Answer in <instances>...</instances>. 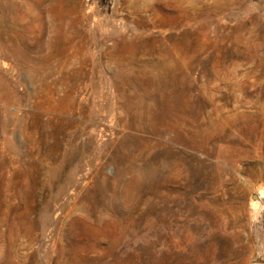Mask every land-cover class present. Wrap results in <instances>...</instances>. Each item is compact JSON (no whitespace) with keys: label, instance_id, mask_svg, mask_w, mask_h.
<instances>
[{"label":"rangeland","instance_id":"1","mask_svg":"<svg viewBox=\"0 0 264 264\" xmlns=\"http://www.w3.org/2000/svg\"><path fill=\"white\" fill-rule=\"evenodd\" d=\"M0 264H264V0H0Z\"/></svg>","mask_w":264,"mask_h":264}]
</instances>
